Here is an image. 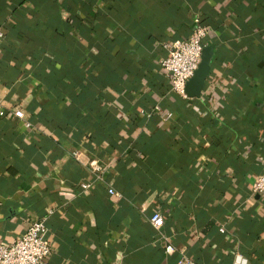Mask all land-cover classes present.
<instances>
[{
    "label": "crops",
    "instance_id": "crops-1",
    "mask_svg": "<svg viewBox=\"0 0 264 264\" xmlns=\"http://www.w3.org/2000/svg\"><path fill=\"white\" fill-rule=\"evenodd\" d=\"M197 18L210 71L176 106L158 64ZM0 30V101L33 126L0 119V243L46 218L47 264H264V0H0ZM75 149L110 165L90 191Z\"/></svg>",
    "mask_w": 264,
    "mask_h": 264
},
{
    "label": "built area",
    "instance_id": "built-area-1",
    "mask_svg": "<svg viewBox=\"0 0 264 264\" xmlns=\"http://www.w3.org/2000/svg\"><path fill=\"white\" fill-rule=\"evenodd\" d=\"M194 29L188 37L178 38L165 45L167 55L160 59L159 68L167 81L169 94L176 106H182L189 100L186 94L188 82L193 78L198 70L204 50V42L210 36V29L201 23L200 19L194 20ZM3 33L0 30V39ZM141 115L150 121L154 116L161 113L159 105L154 106L151 111H140ZM179 111L167 110L163 116L164 123L176 124L181 120ZM11 118L19 121L24 127V131H32V124L26 120L24 113L19 109H6L0 101V119ZM72 157L78 163L86 166L90 176L80 183L82 192L93 189L95 182L101 181L103 175L109 170L110 165L99 160H89L85 158L83 151L75 149ZM253 195L264 196V171L257 178L253 190ZM108 194L120 197L115 190L110 187ZM151 225L160 230L164 225V219L160 213L156 212L150 216ZM225 229H220L223 234ZM160 239L165 245V253L172 255L176 252V247L169 239L160 234ZM52 255L51 241L46 233V218L38 219L30 223L29 227L20 239L11 243H0V264H47ZM177 264H195L188 257L182 255Z\"/></svg>",
    "mask_w": 264,
    "mask_h": 264
},
{
    "label": "water",
    "instance_id": "water-1",
    "mask_svg": "<svg viewBox=\"0 0 264 264\" xmlns=\"http://www.w3.org/2000/svg\"><path fill=\"white\" fill-rule=\"evenodd\" d=\"M210 71V52L204 51L201 64L194 74L193 78L188 82L186 94L188 97H196L203 88L204 82Z\"/></svg>",
    "mask_w": 264,
    "mask_h": 264
},
{
    "label": "trees",
    "instance_id": "trees-1",
    "mask_svg": "<svg viewBox=\"0 0 264 264\" xmlns=\"http://www.w3.org/2000/svg\"><path fill=\"white\" fill-rule=\"evenodd\" d=\"M181 111V110H180ZM181 112H183V110L181 111ZM186 119V117L184 116V119H182V117H181V120L182 121H184ZM181 120L178 122V126L176 127V129L175 130H177V131H180L181 130V127L182 126H186V125H183V124H181ZM258 120V119H257ZM257 120H256V122H257ZM259 122V121H258ZM234 129H238V130H240V126H238V124H234ZM185 128V127H184Z\"/></svg>",
    "mask_w": 264,
    "mask_h": 264
}]
</instances>
